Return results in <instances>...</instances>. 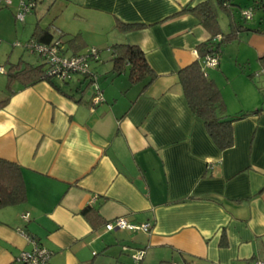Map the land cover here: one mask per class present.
Listing matches in <instances>:
<instances>
[{"label": "crops", "instance_id": "crops-1", "mask_svg": "<svg viewBox=\"0 0 264 264\" xmlns=\"http://www.w3.org/2000/svg\"><path fill=\"white\" fill-rule=\"evenodd\" d=\"M204 1L36 0L35 6L46 4L37 11L41 29L64 34L63 41L79 35L77 53L95 48L99 56L90 74H73L63 84L28 85L6 75L9 65L0 66V158L21 168L26 191L24 202L0 207V264H17L31 250L30 238L50 252L48 264L264 260V33L240 32L221 46L216 66L203 65L226 113H250L234 121L231 147L219 150L178 76L198 60L197 46L214 38L182 11ZM226 17L222 25L218 17L223 33L230 29ZM117 20L144 26L124 32ZM114 43L143 51L155 73L148 86L130 84L127 69L114 79ZM224 52L249 72L227 71ZM65 54L71 55L66 43ZM36 56L39 62H26L42 65ZM125 73L134 90L126 91ZM106 78L113 84L103 91L99 82ZM92 80L103 97L93 107ZM86 206L101 221L119 217L150 229L106 231L81 213Z\"/></svg>", "mask_w": 264, "mask_h": 264}, {"label": "trees", "instance_id": "trees-1", "mask_svg": "<svg viewBox=\"0 0 264 264\" xmlns=\"http://www.w3.org/2000/svg\"><path fill=\"white\" fill-rule=\"evenodd\" d=\"M235 6L240 7V5L234 3L233 0H206L195 6L187 5L182 8V11L193 14L198 19L199 23L212 35V38L215 35H220L221 37L219 42H214L211 39L208 42L198 45V60L178 70L180 84L190 109L202 120L208 135L219 150H225L231 147L233 144L234 121L242 119L250 113L241 112L236 116H229L226 113V106L222 94L213 80L206 75L203 59L206 54L211 52L219 54L221 46L237 38L242 31L249 30L264 33V28L259 26V24L264 23V16L259 18L260 22L255 26H246L244 23L247 19H245L243 15V11L247 9H251L252 14H264V0H250L248 6L239 8V20H237L234 14L236 10L234 8ZM1 7L2 6H0V8ZM218 11H221L229 17L230 29L226 33L220 30ZM116 26L121 31L126 32L141 28L144 24L123 23L117 20ZM54 35L55 33L52 29H41L36 23L31 35L32 38L30 39L42 43H50L55 38L62 39L65 37L64 34L60 33L57 34L58 37H54ZM63 42L67 44L71 54H77V50L80 49L83 40L79 35H71L67 36L66 40ZM110 50L112 61L111 73L113 75H118L124 69H127L130 84L145 80V86H148L153 81L155 73L150 68L143 51L138 46L127 43H114L110 46ZM20 63H18V65L9 64L11 72H6L9 78H18L19 81L28 85L42 79L51 80L49 77L44 76L46 69L44 62L42 65L24 63L22 66ZM4 103L5 101H0V107H2ZM25 199L26 191L21 168L13 162L0 158V207L19 204L24 202ZM81 213L88 218V221L93 226L108 222L101 221L97 211L90 206L84 207ZM30 239L35 240L33 238ZM220 243L223 245L225 240L222 238Z\"/></svg>", "mask_w": 264, "mask_h": 264}, {"label": "built area", "instance_id": "built-area-1", "mask_svg": "<svg viewBox=\"0 0 264 264\" xmlns=\"http://www.w3.org/2000/svg\"><path fill=\"white\" fill-rule=\"evenodd\" d=\"M35 3L36 0H16V19L23 21L25 15L33 9ZM13 5L14 0H0V6L12 7ZM243 15L247 20L253 17L251 9L244 10ZM220 39V35H215L212 41L219 42ZM24 48L30 51V53L41 57L46 66L44 76L50 79L56 78L60 84L69 80L73 74H90V61L98 59L99 56V51L95 48H87L81 53L67 55L65 54V43L59 38L53 39L50 43H42L30 39ZM218 55L219 54L216 52L206 54L203 59V64L206 67L216 66L218 63ZM93 92L91 107L103 101L101 90L94 82ZM21 217L26 219L28 213H23ZM104 229L106 231L127 229L132 232H137L148 231L150 225L149 223L134 224L126 221L124 218L118 217L106 222L104 224ZM30 242L32 243L31 250L22 251L16 259L17 264H48L50 252L35 240L30 239ZM256 264H264V260H257Z\"/></svg>", "mask_w": 264, "mask_h": 264}, {"label": "rangeland", "instance_id": "rangeland-1", "mask_svg": "<svg viewBox=\"0 0 264 264\" xmlns=\"http://www.w3.org/2000/svg\"><path fill=\"white\" fill-rule=\"evenodd\" d=\"M234 3H238L240 7H234L236 10L234 11L235 17L237 20H239V8L248 6L250 3V0H233ZM40 6H46V4L38 5L36 4V10L35 12L31 10L28 12L23 21H19L15 17V11L14 7H5L2 6L0 8V66H7L11 63H19L22 61L27 62H39V59L36 55L30 53L27 49L24 48V46L28 43L29 38L31 37L32 31L34 29L35 23H37V19L40 17V13H37L39 10ZM261 16H264L262 13H256L253 14L252 19L246 20L244 23L246 26H255L257 23H259V18ZM218 17H219V22L223 23L222 20H227V17L225 14H223L221 11H218ZM243 23V21L241 20ZM261 28H264V25L259 24ZM227 27V26H226ZM19 44V45H17ZM229 52H224L221 54L226 61L227 65H229V69L226 66L227 71L236 70L238 73H248L249 68L248 65H243L241 63V67L239 65H236L234 67L233 61L234 58H229L228 59ZM104 58V54L102 55ZM232 63L230 64L229 61ZM27 61V62H26ZM106 59H104L105 63ZM105 64H110L108 60L106 61ZM112 76V75H111ZM120 75L114 77L116 80L117 77L119 78ZM125 78V87L128 88L126 91H131L134 90L135 85L131 86L129 85L127 81V74H123ZM3 78V77H2ZM56 81L57 79L54 78ZM113 79V80H114ZM2 80V79H1ZM100 80V79H99ZM100 85L103 89V91L106 90V88L110 87V85L113 84V81L110 82L109 78L102 79L100 80ZM126 93V92H125ZM123 94V93H122ZM110 104V102H108ZM106 107V105H104ZM178 264H182L181 261L177 262Z\"/></svg>", "mask_w": 264, "mask_h": 264}]
</instances>
